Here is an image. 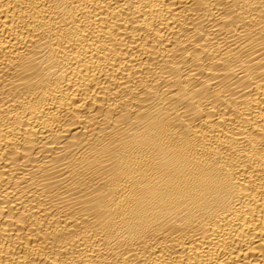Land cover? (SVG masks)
Here are the masks:
<instances>
[{
    "label": "bare ground",
    "instance_id": "bare-ground-1",
    "mask_svg": "<svg viewBox=\"0 0 264 264\" xmlns=\"http://www.w3.org/2000/svg\"><path fill=\"white\" fill-rule=\"evenodd\" d=\"M0 264H264V0H0Z\"/></svg>",
    "mask_w": 264,
    "mask_h": 264
}]
</instances>
